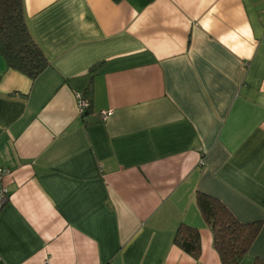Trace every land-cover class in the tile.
Listing matches in <instances>:
<instances>
[{
	"label": "crops",
	"instance_id": "obj_1",
	"mask_svg": "<svg viewBox=\"0 0 264 264\" xmlns=\"http://www.w3.org/2000/svg\"><path fill=\"white\" fill-rule=\"evenodd\" d=\"M23 1L50 66L0 56V264H221L197 192L263 221L264 259V0Z\"/></svg>",
	"mask_w": 264,
	"mask_h": 264
},
{
	"label": "trees",
	"instance_id": "obj_2",
	"mask_svg": "<svg viewBox=\"0 0 264 264\" xmlns=\"http://www.w3.org/2000/svg\"><path fill=\"white\" fill-rule=\"evenodd\" d=\"M0 56L8 69L32 80L50 66L49 59L30 34L23 0H0ZM97 66L94 65L90 72L94 73ZM80 95L88 102L83 114H79L83 118L92 110V80ZM195 203L212 234V246L221 264H240L257 238L263 221L240 222L219 199L202 192L196 193ZM173 244L194 260L201 255V234L194 226L180 224L174 233ZM252 264H264V259L256 258Z\"/></svg>",
	"mask_w": 264,
	"mask_h": 264
},
{
	"label": "built area",
	"instance_id": "obj_3",
	"mask_svg": "<svg viewBox=\"0 0 264 264\" xmlns=\"http://www.w3.org/2000/svg\"><path fill=\"white\" fill-rule=\"evenodd\" d=\"M76 106L79 114H83L85 109L88 107V102L80 94L76 95ZM103 120L108 116L109 113H100ZM1 174V173H0ZM7 189L0 185V211L8 201Z\"/></svg>",
	"mask_w": 264,
	"mask_h": 264
}]
</instances>
